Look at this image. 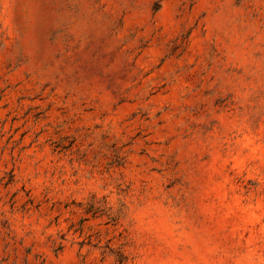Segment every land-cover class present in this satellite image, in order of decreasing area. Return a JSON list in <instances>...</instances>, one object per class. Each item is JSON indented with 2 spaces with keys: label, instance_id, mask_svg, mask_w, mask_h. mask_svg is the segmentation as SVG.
Masks as SVG:
<instances>
[{
  "label": "rangeland",
  "instance_id": "1",
  "mask_svg": "<svg viewBox=\"0 0 264 264\" xmlns=\"http://www.w3.org/2000/svg\"><path fill=\"white\" fill-rule=\"evenodd\" d=\"M0 264H264V0H0Z\"/></svg>",
  "mask_w": 264,
  "mask_h": 264
}]
</instances>
